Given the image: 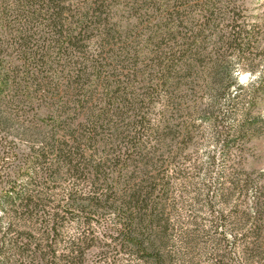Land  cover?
<instances>
[{"label": "trees", "instance_id": "obj_1", "mask_svg": "<svg viewBox=\"0 0 264 264\" xmlns=\"http://www.w3.org/2000/svg\"><path fill=\"white\" fill-rule=\"evenodd\" d=\"M144 8L157 23L147 33L143 93L134 87L140 77L136 66L104 77L100 65L106 58L100 54L96 61L85 54L87 34L109 24L104 0L76 9L75 101L49 103L55 98L48 92L51 82L22 76L29 62L19 66L11 61L4 67L1 60L0 264H85L86 250L102 240L139 264H199L204 256L216 264L228 259L226 264H249L246 257V263L233 259L240 242L244 256L263 258L264 184L237 179L225 163L213 177L216 159L211 155L206 164L189 170L184 156L188 147L177 140H194L198 127L178 121L188 110L190 117L202 114L224 156L234 136L262 134L264 118L251 117L252 110L242 104L248 97L255 108V85L263 79L246 88L240 85L233 78L239 67L222 52H241L254 42L256 26L242 21L236 0H146ZM65 11L51 0L37 8L51 16L55 28ZM111 32L103 33L109 37ZM211 34L218 38L216 49L208 52ZM18 51L26 60L27 52ZM198 82L207 92L203 113V99L195 96ZM232 85L244 92L229 100L223 115L220 105ZM95 88L102 90V106ZM67 103L75 105L76 120L82 121L75 130L40 112L56 107L62 115L71 114ZM230 110L238 115L234 127L226 125ZM17 141L40 145L21 154ZM202 174L210 182L196 183ZM71 181L72 186H63ZM250 187L255 192L251 214H240L236 196ZM191 191L195 197L189 204ZM70 216L82 231L67 241L62 231ZM100 222L106 226L96 237L91 226ZM243 223L248 229L239 239L234 231Z\"/></svg>", "mask_w": 264, "mask_h": 264}, {"label": "rangeland", "instance_id": "obj_2", "mask_svg": "<svg viewBox=\"0 0 264 264\" xmlns=\"http://www.w3.org/2000/svg\"><path fill=\"white\" fill-rule=\"evenodd\" d=\"M50 0H0V62L4 64V67H9L11 61L14 65H22V63L29 62V68L26 72H22V76L28 75L34 80H38L40 83L43 81L51 82L48 92L51 96L57 98H50L48 101L53 105H57L59 101L61 103L68 102L69 100L75 101L76 99V56L79 57V53L76 52V29H77V17L76 9L82 5V3L89 2L92 0H51L56 1L60 7L67 9L62 16L61 23L55 26L50 25L51 16L43 15L37 12L42 4L47 3ZM108 6V12L110 14L109 24L102 31L93 30L83 42V49L86 50L85 54L89 59H95L98 61L97 56H103L106 60L100 65L101 72L104 73V77H113L116 74L126 71L136 66L135 69L139 72L140 77L136 79L135 89L137 94L143 93L146 86L144 82L145 77L141 74L146 70L148 61V50L146 40L149 37L148 32L151 29H155V21L152 16L153 13H149L145 10L146 0H104ZM238 5L243 9L242 21L250 27H255V39L250 45H245L243 49L238 50L237 48H227L223 50L225 54V60L228 63H233L236 67L234 70L233 78L237 80V83L243 85L245 88L252 82L258 81V78L263 79V83L259 85L257 83L255 87L259 86L256 91V106L251 108L248 103V97L244 101V108L251 109V117L259 116L264 118V0H236ZM52 3V2H51ZM191 25H189L190 27ZM188 27V26H187ZM188 27V28H189ZM106 31H112L108 37L104 33ZM104 32V33H103ZM107 36V37H106ZM210 40L207 43L208 52L216 49L215 42L217 41L214 34L210 36ZM103 46V48H101ZM18 50L27 52L26 60L22 59L21 53ZM103 50V51H102ZM242 53H244L242 55ZM94 57V58H93ZM22 59V60H21ZM238 65V66H237ZM3 67V66H1ZM0 67V68H1ZM122 68L124 69L123 71ZM4 70L3 68L0 71ZM31 74L32 77L29 75ZM124 77L123 75L121 76ZM119 78V77H118ZM232 78V79H233ZM35 80V81H36ZM229 81V80H228ZM233 81V80H231ZM198 88L196 91L197 99L207 96L205 91V85L203 82L197 83ZM201 87V88H200ZM263 87V88H262ZM96 89V88H95ZM246 91V90H245ZM240 91L237 85H232L228 90V95L222 100L220 105V111L223 115L229 111L227 104L230 99L235 97ZM101 93L102 90L96 89V96L101 104ZM103 95V94H102ZM54 99V100H51ZM57 102V104H54ZM201 107L199 112L205 110L208 103V99L201 100ZM71 114H60L55 108L48 110L45 107L40 111L42 115L51 116L59 121H63L64 129L69 127L75 130L76 125L82 122L81 119L76 120V108L75 105L67 103ZM102 106V104H101ZM249 107V108H248ZM100 108V107H99ZM243 108V109H244ZM75 109V110H74ZM229 117L226 125H236V119L238 115L234 110H230ZM158 110L153 111L152 120L156 121ZM187 111L186 114L179 116L178 121L189 123L190 125H196L198 129H195L193 135L194 140L190 143L182 136H178V142L186 144L188 150H186L184 156H187L188 169H192L193 166L199 168L201 165L206 164L207 157L209 155L214 156L216 159V169L212 176L215 177L217 171H221L222 163L228 170L232 169L236 174L237 179H241L246 182L251 179L254 182L264 184V129L261 135L253 136L247 133L243 137L234 136L232 140L235 141L234 145L225 152L226 156L223 155L221 146L214 142L213 131L207 122H202L201 115L196 114L192 117ZM203 113V112H202ZM193 132V133H194ZM69 133V132H68ZM67 134V132H66ZM233 143V142H232ZM37 145H33L28 141H17L16 148L21 154L27 152L30 148L38 149ZM223 161V162H222ZM225 161V162H224ZM232 167V168H231ZM232 170H229L232 172ZM208 178V177H207ZM204 179V181H203ZM227 179V178H226ZM207 183L210 179L205 180L202 174L196 183ZM73 185L72 181L63 184ZM236 196L234 204L240 205L238 208L241 214H251V207L255 197L254 188L247 189ZM192 192V191H191ZM195 197V193L192 192L187 199L188 203L191 204V199ZM245 202L246 205H243ZM228 212L232 208H227ZM232 212V211H231ZM76 216V214H75ZM67 219V223L64 226L63 235L67 241L72 239L78 234V231H82L78 228V225L73 219ZM203 218H207L204 215ZM212 219V218H209ZM105 222L92 225L91 229L95 231L96 237H101V233L104 232ZM244 226V227H243ZM248 226V225H247ZM244 223L234 232L241 239V235L245 234L248 227ZM241 234V235H240ZM242 242L237 245V253L233 255V259L236 262H241L240 258L245 262V258L249 264H258L264 262L263 258L252 259L250 255H243ZM264 244V242H263ZM108 243L105 241H97L86 250L85 264H139L135 260L134 256L126 255L124 251L114 248H109ZM263 249H264V245ZM62 253L67 254L66 249L60 250ZM108 260V262H106ZM199 260V259H198ZM220 260V259H219ZM255 260L256 262H253ZM102 261V262H101ZM231 261V260H230ZM228 260H223L221 263H230ZM199 264H216V260L210 257L204 256L198 261ZM197 262V263H198Z\"/></svg>", "mask_w": 264, "mask_h": 264}]
</instances>
